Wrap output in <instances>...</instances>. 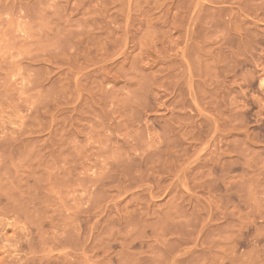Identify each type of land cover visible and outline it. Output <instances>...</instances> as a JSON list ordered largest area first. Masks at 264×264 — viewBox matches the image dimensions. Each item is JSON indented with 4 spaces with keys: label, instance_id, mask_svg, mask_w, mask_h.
<instances>
[{
    "label": "rangeland",
    "instance_id": "1",
    "mask_svg": "<svg viewBox=\"0 0 264 264\" xmlns=\"http://www.w3.org/2000/svg\"><path fill=\"white\" fill-rule=\"evenodd\" d=\"M0 264H264V0H0Z\"/></svg>",
    "mask_w": 264,
    "mask_h": 264
}]
</instances>
